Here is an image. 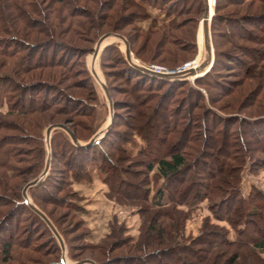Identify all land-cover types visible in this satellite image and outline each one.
I'll list each match as a JSON object with an SVG mask.
<instances>
[{
	"label": "trees",
	"instance_id": "obj_1",
	"mask_svg": "<svg viewBox=\"0 0 264 264\" xmlns=\"http://www.w3.org/2000/svg\"><path fill=\"white\" fill-rule=\"evenodd\" d=\"M94 1L87 9L76 0H0V264H66L53 231L21 190L44 167L48 124L62 122L82 141L96 128L97 93L84 60L96 38L106 30L120 32L138 58L156 62L155 49L159 54L173 43L167 37L179 29L181 14L194 11L190 22H197L204 11V0H120V7L134 9L111 16L116 0ZM230 3L245 11L226 9ZM147 5L169 21L158 24ZM148 17V26L136 23ZM127 23L147 40L141 46L151 49V58L122 30ZM195 25L187 32L193 52ZM209 32L213 60L193 85L142 72L122 56V76L142 101L132 120L112 97L111 125L94 142L77 144L64 129L52 131L49 169L28 191L62 236L69 258L83 257L68 234L80 229L78 247L97 250L102 258L87 256L97 264H264V188L241 190L245 166L250 172L264 168V0H214ZM220 34L232 47L220 46ZM154 35L158 38L149 44ZM114 49L121 55L113 42L101 55ZM165 50L159 61L181 60ZM234 63L242 66L241 81L223 76ZM224 96L237 99L217 104ZM93 171L109 199L136 208L135 238L115 214L98 241L86 238L89 228L81 214L86 208L73 184L91 181ZM204 200L214 218L229 223L233 236L208 214L197 234H186V219ZM47 202L64 206L72 225L63 226L54 207L42 205Z\"/></svg>",
	"mask_w": 264,
	"mask_h": 264
},
{
	"label": "rangeland",
	"instance_id": "obj_2",
	"mask_svg": "<svg viewBox=\"0 0 264 264\" xmlns=\"http://www.w3.org/2000/svg\"><path fill=\"white\" fill-rule=\"evenodd\" d=\"M76 3H78L79 5L85 4L87 9H92L95 6L94 0L90 1V2H81L80 0H76ZM119 4H120V0H118V1L116 0L114 2V5H113L114 8H113V10L110 11L111 16L117 14L118 12L121 14L122 13L123 14L129 13L131 11V9H134L131 6L132 4H130L129 6L127 5V7L126 6L120 7ZM180 5H181V3H180ZM224 7H227L226 9L237 8L236 9L237 13L245 11L243 8V5L240 3L239 4L230 3V4L225 5ZM148 11L152 16H155L158 18V20H159L158 24L160 22H163V21L166 23L170 19V17L165 16L164 13L158 7L148 6ZM84 14L86 15V13H84ZM194 14H195L194 11H185L184 13L181 14V16L178 18V19H180V22H181L179 29H173V31H174L173 34H171V35L169 34V37H167L168 39L172 40L173 43H166L164 45L163 49L160 50L159 54L157 53L159 47H157L155 49L157 51L155 54L156 57H153V58H155L156 62L143 61L142 59L138 58L135 55V53L133 52V50L130 48V44H129V41L127 40V38L122 33H120V32H117V33H120L124 36V38L128 42L131 59L140 65L145 66L146 64H149V63H161L164 65H167L168 67H175L176 65H180L184 61L189 60V59H193V58L200 59V61H201L204 58V56H206V52H205V48H204V44H203V38H202L201 44H199V37H198L200 20H201L202 14L199 17V19L197 20V22L196 21L190 22V18L193 17ZM79 17H81L83 19L84 16H79ZM136 23L141 28H144L151 23V18L148 17V18L137 19ZM193 23H194V25L196 24L194 26L195 27V30H194L195 31V43H196V47H195L194 52L189 47V35L187 34L188 30H190L193 27ZM209 26H210V23H209ZM123 27H124V28H122L123 31L130 32V33H132V36H134V45L133 46H135L136 48H138V46H140V48H141L140 54L147 59L151 58L153 56L151 54V52H152L151 49L150 48L146 49L145 47L141 46V44L144 43L143 41H147L146 39H144V36L143 35L139 36V35L135 34V32L132 28L133 26L129 23L124 24ZM105 32H109V31L106 30ZM105 32H103V33H105ZM110 32H116V31H110ZM103 33H101L96 38V40L92 44L93 48H94L96 41L98 40V38ZM157 38L158 37H156V35L149 38V41H148L149 44L153 43L154 39L156 40ZM231 38H235V35H233ZM218 39H219V42L221 43V45H220L221 47H232L230 42H228V40L225 37H223L221 34L218 35ZM235 41H237V43H238L239 39L235 38ZM112 42L117 44L118 48L121 51V55H119L115 49L114 50H107L106 52H104L103 55H101V52H102L103 48L105 47V45H107L108 43H112ZM210 42H211V39H210ZM242 42L245 43L244 40H242ZM247 43H249V42H247ZM102 44L103 45L100 47V50H98V52L95 56V64H94V68L96 70L95 72L99 76L100 81L104 82L109 93H110V90H109L108 84L111 87V91H112V95L110 93L111 98L114 97L117 101H120L121 105L119 104V107L116 109L123 115V117L127 118L128 120H132V118H131L132 114L131 113H134L133 109H135V111H137L136 108L138 107L140 110L142 108V104H141L142 101H140L139 99H137L134 96L135 90L131 89V84L125 80V78L122 76V73H121V69L123 68V66L125 64V63L123 64L124 60L122 58L124 57L125 61H128V59L126 57V51H125L126 50L125 42L123 40L121 41L120 37L115 38V37L110 36ZM161 45H162V43H161ZM211 45H212V43H211ZM165 49H169L170 51H173V52L169 51V53H167V55L170 53H174L175 58H180L181 60H179L175 65H169V63H167L166 61L165 62L159 61L161 59H165L164 56H166V52H167ZM92 51L93 50H89L84 55L85 66L87 67V69L89 70V72L92 76L93 85H94L95 91L97 93V103H96V111L97 112H96V118H95L96 128H95L94 132L92 133V135L88 139H90L98 131L103 130L102 128L108 123L109 117H110V109H109L107 97L104 93L101 82L99 83V80H97L95 78V75L92 73L93 68L90 66L89 57L93 56ZM175 52H176V54H175ZM240 55L242 57L241 53H240ZM242 59H243V57H242ZM212 60H213V47H212ZM210 62H212V61H210ZM129 64H131V63L129 62ZM210 65H211V63L208 64V67H206L202 71V73L196 74L195 76L188 75L185 77V79H188V83L193 85L195 77L203 74L206 70H208ZM241 70H242V66H239L238 64L234 63V67H232L231 72H228V71L225 72L222 70L221 71L223 72V76L225 78L233 79V80H237V79L240 80L242 77V74L239 71H241ZM142 72H144V71H142ZM145 73H148V72H145ZM148 74H150V73H148ZM152 75H154V74H152ZM156 76H158V75H156ZM171 79H173V78H171ZM180 79H183V78H180ZM246 81L248 82V79ZM251 82H254V78L251 80ZM145 83H143V85H144V87H147ZM73 89L78 91V90H81V87H78V88L73 87ZM260 95H262V94H260ZM177 97H179V96L176 95L175 97H172V100L170 102L173 104L175 99H177ZM229 97L233 100L235 98V97L232 98V96H224L221 100L217 101L216 103L219 104L221 102L222 103L226 102ZM236 99L237 98H235L234 101H236ZM112 103H113V98H112ZM226 109L228 111H231V109L229 107H226ZM249 109H251V108H249ZM197 111H199V107L196 108L195 112H197ZM216 111H218V110H216ZM245 111L250 112V110H245ZM110 125H111V123H110ZM45 128H44V134H45ZM194 128H196V124H194ZM52 131H51V133H52ZM104 131H106V130H104ZM51 133H50V136H51ZM50 136H49V140H50ZM87 140H85V141H87ZM45 141H46V138H45ZM79 141L85 142L82 140H79ZM46 149H47V152L50 151V143L47 141H46ZM234 163H236V161H234ZM49 164H50V161H49ZM91 169H93V168H91ZM94 173L96 174L95 171H93V174ZM45 175L46 174H44L42 176V178ZM75 185L76 184L74 183L73 184L74 188H75ZM92 185L94 187H97L96 188L97 191L95 193L96 195L88 194V192L86 193L85 190L80 191L79 189L75 188L77 190V192L80 195H82L79 202L82 203L86 208V210L83 213H81L85 218L86 226L89 228V231L86 234V238L90 241H98L100 239V237H102L108 231L107 229L106 230L104 229L105 226H108V222L106 223V220H107L106 218H108V220H109L111 218L112 214L117 215V217L119 219L125 220V222L128 225V232L135 238L137 236V232H138L137 226L139 223V217H138V214L136 213V208L134 206L122 205V204H119V203L112 201L111 199H109L105 195V193H104L105 191H103L104 195L102 193H100V190H101L100 188L103 187V186H101V183L99 184L95 181L92 183ZM251 185H256L258 187L264 188V168H262V167L257 168L256 171H254V172L248 171L247 166H245L242 169V171H241V190H242V192L247 193L249 191V189L251 188ZM28 189H29V187H28ZM28 189H27L28 197H29V200L32 202V200L30 199V196H29ZM21 192H22V190H21ZM140 193L143 194V192H140ZM59 195H61V194L55 193V196L58 197ZM104 201H106L107 205H109V203L111 204L110 207H108V209H107V206L104 205ZM32 203L35 204L34 202H32ZM42 205L46 209H49V210L52 209L51 207H54L53 209L55 211L53 212V214L55 216L60 214V216L63 217L64 220H62L63 222H61V224L63 226H65V227L69 226L70 227V225H72V223H70V220L73 218L71 216H69L67 209L64 206H57V205L53 206L52 202L51 203L50 202L42 203ZM207 205H208L207 201L204 200V201L196 204L195 207L192 209L190 215L188 216V218L186 219V222H185L186 234H191V235L197 234L199 231V228L203 222L204 215L208 214L212 221H214L216 223L224 224L225 226H227L229 228V230H228L229 236L230 237L233 236L234 231L231 228V226L229 225V223L225 220H217L216 218H214L213 214L211 213V211ZM100 207H101V212H99ZM21 215H22V217H26L27 212L24 211V213H22ZM67 220H69V221H67ZM68 234H69V237H71V243L76 246V248H74L73 250L75 251V253H79V254H77L78 256H80V257L83 256L82 258H89L87 256L91 255V256L102 258V255H100V253L97 250L95 251V250H89L86 248L78 247V245L81 244V240L77 237V235L80 234V229L79 230H73V231L71 230ZM56 239H57V237H56ZM57 241H58V239H57ZM63 242H64V240H63ZM58 243H59V241H58ZM59 245H60V243H59ZM64 246H65V243H64ZM116 251H121V249H117ZM63 255H64L66 262H68V263H73L76 260L82 259V258H79V259L69 258L67 255L66 246L64 249H62L60 246V256L62 257ZM83 264H92V263L85 262ZM96 264H97V262H96Z\"/></svg>",
	"mask_w": 264,
	"mask_h": 264
},
{
	"label": "water",
	"instance_id": "obj_3",
	"mask_svg": "<svg viewBox=\"0 0 264 264\" xmlns=\"http://www.w3.org/2000/svg\"><path fill=\"white\" fill-rule=\"evenodd\" d=\"M208 10H209L208 0H204V11L202 13V17H201L200 22L202 21V38H203L204 47H205V49H206V51L208 53V57H207V59L203 63L200 64V67L199 68H203L205 66L208 67V64L211 63L210 61H212V45H211V42H210L209 23H210V18H211V15H212L213 12L210 14ZM110 34H113L115 36H118V37L122 38V40L125 42V45H126V50L125 51H126V57H127L128 61L133 66H135L136 68H138L141 71L148 72L150 74L158 75V76L165 77V78H170V79L171 78H173V79L174 78H185L186 76L191 75V74H193L196 71V69H189V70L184 71L182 73H176V74H171V75L165 74V73H155L154 71L146 68L145 66L140 65V64L134 62L131 59V57H130V50H129L128 42L126 41V39L124 38V36L122 34H120V33L110 32V31L103 33L98 38V40L96 41V43L94 45V48H93V51H92L93 57H95L96 54H97V52H98V50H100L101 40L103 38L107 37ZM92 73L95 75L96 72H95L94 69H92ZM101 85H102V88L104 90V93H105V95L107 97V101H108L109 109H110L109 121L102 128L103 130L98 131L97 133H95L87 141L80 142L78 140V138L75 136L74 132L66 124H64L62 122H53V123H50L49 125H47L46 128H45V138H46V141L47 142H49V136H50L51 131L53 129H56V128H63L69 134V136L71 137V139L75 143H77V144H89L91 142H94L96 140V138H99L101 136V134L104 132V130H107L109 128L110 123H111L112 118H113V109H112L113 108V103H112V98L110 96V93H109L106 85L104 84V82H101ZM49 161H50V154H49V151H48L43 169L41 170V172L37 176H35L32 179L28 180L23 185V187H22V195L29 202L30 206L47 222V224L49 225V227L53 231L54 235L57 237V239H58V241L60 243L61 248L64 249L65 246H64V242H63V239H62L60 233L58 232V230L56 229V227L54 226V224L51 222V220L48 218V216L40 208H38L35 204H33L29 200L28 193H27L28 187H30L31 185L37 183L40 180V178H42V176L47 173L48 168H49ZM62 259L64 260V262L66 264H83L85 262H90L92 264H96V262L94 260L90 259V258H82V259H79V260L74 261L73 263L66 262V260L64 258V255L62 256Z\"/></svg>",
	"mask_w": 264,
	"mask_h": 264
},
{
	"label": "built area",
	"instance_id": "obj_4",
	"mask_svg": "<svg viewBox=\"0 0 264 264\" xmlns=\"http://www.w3.org/2000/svg\"><path fill=\"white\" fill-rule=\"evenodd\" d=\"M201 61L200 59L193 58L184 61L180 65H176L175 67H168L167 65L161 64V63H149L146 64L145 67L154 71L155 73H165V74H176V73H182L184 71H187L189 69H198L200 67ZM195 71L191 76L196 75Z\"/></svg>",
	"mask_w": 264,
	"mask_h": 264
},
{
	"label": "crops",
	"instance_id": "obj_5",
	"mask_svg": "<svg viewBox=\"0 0 264 264\" xmlns=\"http://www.w3.org/2000/svg\"><path fill=\"white\" fill-rule=\"evenodd\" d=\"M205 48V47H204ZM205 52H206V56H204V58L201 60V63H203L206 59H207V57H208V53H207V51H206V49H205ZM211 59V58H210ZM97 182V183H101V186H103L102 188H100L101 190H100V193H102L103 194V191H105L106 190V185L104 184V183H102L99 179H98V177L96 176V174L94 173L93 174V172H92V180L91 181H81V182H78V183H75L76 185H75V188H77V189H79L80 191L81 190H85V192L87 193L88 192V194H92V195H96L95 193H96V188L97 187H94L93 185H92V183L93 182ZM95 188V189H94ZM87 194V195H88ZM104 195V194H103ZM95 201V200H94ZM104 205H106L107 206V209H108V207H110V203H109V205H107V203H106V201H104ZM99 209V208H98ZM99 212H101V207H100V210H99ZM107 220H108V218H106ZM106 220V223L108 222ZM104 229L106 230H108V226H105L104 227Z\"/></svg>",
	"mask_w": 264,
	"mask_h": 264
},
{
	"label": "bare ground",
	"instance_id": "obj_6",
	"mask_svg": "<svg viewBox=\"0 0 264 264\" xmlns=\"http://www.w3.org/2000/svg\"><path fill=\"white\" fill-rule=\"evenodd\" d=\"M213 0H208V5H209V13L211 14L212 12H213ZM110 36H112V37H117L118 38V36H115V35H113V34H110V35H108L107 37H105V38H103L102 40H101V43H100V47L103 45L102 43L107 39V38H109ZM198 37H199V44H201V41H202V21L200 22V26H199V33H198ZM121 39V41H122V38H120ZM91 58V59H90ZM89 62H90V66L95 70V68H94V64H95V57H93V56H90L89 57ZM207 66H205V67H203V68H199V69H197L196 71V74H200V73H202V71L206 68ZM96 71V70H95ZM95 78L97 79V80H99V83L101 82L100 81V79H99V76L97 75V73H95Z\"/></svg>",
	"mask_w": 264,
	"mask_h": 264
}]
</instances>
